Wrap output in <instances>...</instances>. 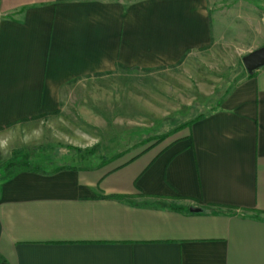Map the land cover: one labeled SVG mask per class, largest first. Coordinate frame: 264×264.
Wrapping results in <instances>:
<instances>
[{
	"label": "crops",
	"instance_id": "1",
	"mask_svg": "<svg viewBox=\"0 0 264 264\" xmlns=\"http://www.w3.org/2000/svg\"><path fill=\"white\" fill-rule=\"evenodd\" d=\"M217 1L0 0V176L71 81L177 68L212 45ZM237 6L264 28L262 8ZM216 91L123 162L0 179V264H264V67Z\"/></svg>",
	"mask_w": 264,
	"mask_h": 264
},
{
	"label": "rangeland",
	"instance_id": "2",
	"mask_svg": "<svg viewBox=\"0 0 264 264\" xmlns=\"http://www.w3.org/2000/svg\"><path fill=\"white\" fill-rule=\"evenodd\" d=\"M238 2L217 1L214 13L220 20L212 45L177 68H117L68 83L61 90L59 110L42 119L36 137L21 134L20 157L8 161L12 164L3 169L0 179L23 163L52 170L58 165L105 164L113 157H120L116 163L123 162L139 150L157 146L175 126L214 107L216 89L233 82L244 71L242 56L264 41V28L250 31L251 17L244 11L236 15ZM245 2L264 10V0ZM226 9H232L230 15L220 16ZM202 84L213 91H200ZM32 148L36 157L28 160Z\"/></svg>",
	"mask_w": 264,
	"mask_h": 264
},
{
	"label": "water",
	"instance_id": "3",
	"mask_svg": "<svg viewBox=\"0 0 264 264\" xmlns=\"http://www.w3.org/2000/svg\"><path fill=\"white\" fill-rule=\"evenodd\" d=\"M241 63L247 74H252L257 69L264 67V46L258 47L241 58ZM200 209L190 207L189 211L198 212Z\"/></svg>",
	"mask_w": 264,
	"mask_h": 264
},
{
	"label": "trees",
	"instance_id": "4",
	"mask_svg": "<svg viewBox=\"0 0 264 264\" xmlns=\"http://www.w3.org/2000/svg\"><path fill=\"white\" fill-rule=\"evenodd\" d=\"M253 73H254V72H253ZM253 73H252V74H253ZM252 74H249V75L251 76ZM198 117H199V116H198ZM11 164H12V163L7 164V166H5V168H4V170H7L8 167L11 166ZM27 164H28V163H23L22 165L19 164L18 166L20 167V169H30V167H29ZM55 170H56V169H55Z\"/></svg>",
	"mask_w": 264,
	"mask_h": 264
}]
</instances>
